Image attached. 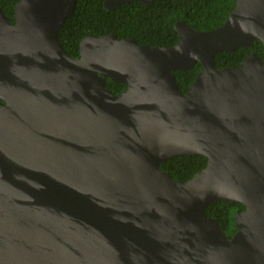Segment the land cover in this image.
<instances>
[{"label":"water","instance_id":"1","mask_svg":"<svg viewBox=\"0 0 264 264\" xmlns=\"http://www.w3.org/2000/svg\"><path fill=\"white\" fill-rule=\"evenodd\" d=\"M133 1L164 0L103 6ZM76 5L18 0L15 23L0 7V264H264V63L215 62L264 45V0L211 30L177 21L171 47L107 33L72 57ZM198 62L184 93L175 71ZM187 154L208 159L190 180L162 169ZM220 200L245 205L232 238L207 215Z\"/></svg>","mask_w":264,"mask_h":264},{"label":"trees","instance_id":"2","mask_svg":"<svg viewBox=\"0 0 264 264\" xmlns=\"http://www.w3.org/2000/svg\"><path fill=\"white\" fill-rule=\"evenodd\" d=\"M18 0H0V7L7 19L14 23V8ZM105 0H77L74 13L66 20L59 32V40L72 57H79L80 43L89 35L115 34L118 38H133L139 44L171 47L178 42L174 28L182 20L195 30L215 29L225 22L235 7L236 0H164L145 5L133 1L109 11L103 6ZM255 52L264 63V45L255 40L250 46L239 47L234 51L220 52L215 56L217 68L238 67L241 62ZM202 64L189 70L175 71L182 92L188 91ZM107 86L119 95L126 85L115 83L107 78ZM203 155H181L162 164V169L175 179L186 182L207 165ZM245 205L229 200H220L207 208V215L217 217L226 230L228 238L235 233V214L244 210Z\"/></svg>","mask_w":264,"mask_h":264},{"label":"flooded vegetation","instance_id":"3","mask_svg":"<svg viewBox=\"0 0 264 264\" xmlns=\"http://www.w3.org/2000/svg\"><path fill=\"white\" fill-rule=\"evenodd\" d=\"M11 23H12V22H11ZM14 23H15V22H14ZM250 53H251V52H250ZM250 53H249V54H250ZM233 235H234V233H231V234L229 235V237L232 238Z\"/></svg>","mask_w":264,"mask_h":264}]
</instances>
